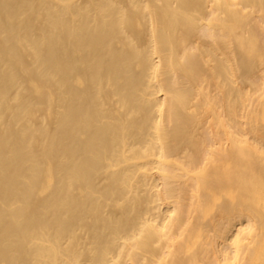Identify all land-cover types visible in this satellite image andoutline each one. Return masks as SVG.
I'll return each mask as SVG.
<instances>
[{"label":"bare ground","instance_id":"obj_1","mask_svg":"<svg viewBox=\"0 0 264 264\" xmlns=\"http://www.w3.org/2000/svg\"><path fill=\"white\" fill-rule=\"evenodd\" d=\"M0 264H264V0H0Z\"/></svg>","mask_w":264,"mask_h":264}]
</instances>
